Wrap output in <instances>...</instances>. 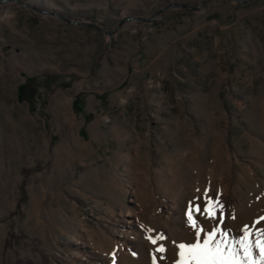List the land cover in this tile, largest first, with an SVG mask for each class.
I'll list each match as a JSON object with an SVG mask.
<instances>
[{
	"label": "rangeland",
	"instance_id": "1",
	"mask_svg": "<svg viewBox=\"0 0 264 264\" xmlns=\"http://www.w3.org/2000/svg\"><path fill=\"white\" fill-rule=\"evenodd\" d=\"M194 198L264 216V0H0V264H175Z\"/></svg>",
	"mask_w": 264,
	"mask_h": 264
},
{
	"label": "snow or ice",
	"instance_id": "2",
	"mask_svg": "<svg viewBox=\"0 0 264 264\" xmlns=\"http://www.w3.org/2000/svg\"><path fill=\"white\" fill-rule=\"evenodd\" d=\"M209 192V188L203 190L202 215L208 219H215L217 210L220 209L222 212L224 206L219 193L213 198ZM196 199L189 202L185 211L188 225L195 230V240L180 242L177 245L178 258L175 264H264V227H258L260 221H264V216L254 221L253 225H244L238 235H232L231 230H222L219 225L212 227L211 230H205L197 223L194 216V213H201V205L196 203ZM221 223H223V215H221ZM146 238L153 245L167 239L163 233L155 237L148 235ZM165 251L163 243L155 249L156 253ZM152 255L153 264H157L155 253Z\"/></svg>",
	"mask_w": 264,
	"mask_h": 264
},
{
	"label": "trees",
	"instance_id": "3",
	"mask_svg": "<svg viewBox=\"0 0 264 264\" xmlns=\"http://www.w3.org/2000/svg\"><path fill=\"white\" fill-rule=\"evenodd\" d=\"M48 77V78H47ZM46 79H48L49 83L51 82H55L57 81V84L59 86H62V87H68L69 85V82L68 81H65V80H61V79H64L63 77H58L56 75H53V76H47ZM57 79H60V80H57ZM49 85V84H47ZM83 103H84V94H78L74 97L73 99V105H74V108L77 109V110H81L83 108ZM86 121H88V118H86ZM25 199V196L24 194L21 196V201L19 202V204L24 201Z\"/></svg>",
	"mask_w": 264,
	"mask_h": 264
},
{
	"label": "bare ground",
	"instance_id": "4",
	"mask_svg": "<svg viewBox=\"0 0 264 264\" xmlns=\"http://www.w3.org/2000/svg\"><path fill=\"white\" fill-rule=\"evenodd\" d=\"M129 216L131 215L130 213L128 214ZM127 219V223H132L133 222V220H132V218L130 217V218H126ZM150 242V241H149ZM149 245V244H148ZM151 246V245H150ZM154 246V245H153ZM121 252H119L120 253V257H123L124 259H126V258H128V256H129V252H128V250H126V251H123V250H120ZM146 264H153V258H147V260H146ZM158 264V263H157Z\"/></svg>",
	"mask_w": 264,
	"mask_h": 264
}]
</instances>
